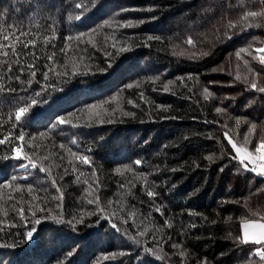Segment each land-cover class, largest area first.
<instances>
[{
  "label": "trees",
  "instance_id": "obj_1",
  "mask_svg": "<svg viewBox=\"0 0 264 264\" xmlns=\"http://www.w3.org/2000/svg\"><path fill=\"white\" fill-rule=\"evenodd\" d=\"M0 44L3 264H264V176L228 143L264 138V0H0Z\"/></svg>",
  "mask_w": 264,
  "mask_h": 264
},
{
  "label": "snow or ice",
  "instance_id": "obj_2",
  "mask_svg": "<svg viewBox=\"0 0 264 264\" xmlns=\"http://www.w3.org/2000/svg\"><path fill=\"white\" fill-rule=\"evenodd\" d=\"M79 7V5H77ZM258 15H260V13H257L255 11H250L248 12L244 17L243 19L244 20H247L248 18H252V17H257ZM77 19H79V17H77ZM141 23H143V21H141ZM125 26H133L131 24V22H129V24L125 25ZM230 27H237V24H230ZM5 39H7V37H5ZM69 39H72V37H69ZM152 39H157L159 40L160 37L157 36V37H152V36H149L148 37V40H152ZM29 44H34V41H29L28 42ZM187 43L189 45H191L193 43V41L191 39H188ZM27 46V45H26ZM3 48H4V45L3 44H0V55H4V56H7L8 53L7 52H4L3 51ZM128 49H125V48H121L120 51L123 52V51H127ZM13 51V54L15 55L16 54V51L15 49L13 48L12 49ZM247 49L245 48H241L240 51H238L236 53V56L237 57H240L241 53L242 52H246ZM258 53H264V48H260V49H257L256 50ZM54 55V54H53ZM181 55H183V53H181ZM193 56H195L196 54L193 53L192 54ZM203 55H207V53H203ZM49 60L52 59L51 56L48 57ZM259 63L264 65V54H261L259 55ZM45 67L47 68V71H44L42 73V76H43V79L44 80H48L49 79V72H55V69L51 66V65H45ZM34 68V65L32 64H29L28 65V69L31 70ZM9 71H11V69H9ZM57 76H66L67 73L64 72V73H60V72H56L55 73ZM74 75H81V76H87L88 73L87 72H84V73H73ZM37 75V72L36 71H30V76L31 77H36ZM159 77H157L158 79ZM17 79H19V76L17 77ZM32 81L31 79L28 81V83L30 84ZM169 83H171V81H169ZM129 88L132 87L131 84L128 85ZM165 87V90H167V85L164 86ZM251 88L252 89H256L258 92L260 93H264V87H258L256 83H252L251 84ZM205 93L207 94L208 93V90L205 89ZM131 103V101H130ZM222 109L221 108H216V112H221ZM25 112V109L24 108H20L17 113H16V119L17 120H20L21 119V114H23ZM128 113H126L127 115ZM60 124H63L64 123V120L63 118H61L59 121H58ZM112 121H109V123H111ZM237 123H239V121H237ZM56 125H53V127H55ZM253 129H255V125L252 126ZM41 136L45 135L44 133H41L40 134ZM225 136L226 137H229V133H225ZM19 139L20 140H24V134L23 133H20L19 134ZM243 141L245 144H252V141L250 139V137L248 135L244 136L243 138ZM228 143L231 144V147L232 149H234L235 153H236V157L239 158V164L241 165H244V168L246 171L248 172H255L257 176H264V163H260L261 161H264V138L260 139V142L258 145H254V150L253 151H250L248 148H245V147H241V146H238V144L236 142H233V140L231 138L228 139ZM5 144V139H0V145H4ZM61 147L63 148L64 146L61 145ZM16 158L19 159L20 158V149L17 148L16 150ZM256 153H259L260 155L257 156ZM73 155L75 156L76 154L73 153ZM236 157H233V159H236ZM24 159H27L28 160V163L29 165L32 167V168H37L38 165L37 163L25 156ZM77 159H79L82 163L84 164H88L89 163V157L87 155H84V156H78ZM208 160H212L213 157L212 156H208L207 157ZM141 162L139 160L136 161V164H140ZM249 165H251V167H249ZM39 170L41 172H45L46 169L44 167H40ZM117 172L120 171V169H116ZM221 171H223V168L221 169ZM13 180H15V177H13ZM53 183L55 184V181H53ZM11 185H4V184H0V189L2 188H5V187H10ZM59 191V189H57ZM29 191H31V189H29ZM148 196H153V192L149 191L148 193ZM61 199H62V195H61ZM88 204H97L99 205V198L97 197L95 200L93 199H88L87 201ZM37 211H40V212H43L45 211V209L43 208H40L39 205L36 206V208L34 210H31V217L35 218L36 217V213ZM103 211V209H101V212ZM157 211L159 212L160 209H157ZM19 212V216L21 218V220H24L25 219V210L23 208H20L18 210ZM94 213L93 212H89L88 215H93ZM192 215H195V213H192ZM46 219L48 217H45ZM53 220H56V217H51ZM83 214L80 215L79 218L73 216L72 219L70 220H67V221H64L63 219H59V220H56L57 223H67L72 229H75L76 228V225L77 224H80L83 222ZM33 223V227L28 230L26 232V237L28 240H34L35 239V234L37 233V228L35 227V225H39L41 223V219H34L31 221ZM2 223V222H0ZM113 228L116 227L115 224L112 225ZM247 227L248 225H245V228H246V231L244 233V239H243V243L244 244H248L250 241L251 243L255 244V245H260L261 247H258L254 253L255 256H258L260 257V260L261 262H264V224H259V223H256L254 224V227L259 229L258 231H254L251 235H249L248 231H247ZM141 235H143V233H141ZM10 245H0V247H9ZM173 247H175V245H173ZM146 251H152V249H147ZM73 253L69 252L68 255L71 256ZM0 264H3V261L0 260Z\"/></svg>",
  "mask_w": 264,
  "mask_h": 264
},
{
  "label": "crops",
  "instance_id": "obj_3",
  "mask_svg": "<svg viewBox=\"0 0 264 264\" xmlns=\"http://www.w3.org/2000/svg\"><path fill=\"white\" fill-rule=\"evenodd\" d=\"M259 155L260 154L258 153L257 156H259ZM260 163H264V161H261ZM256 223L264 224V222H260V221H243L241 223V235H242L243 239H244V233L246 231L245 225H248L247 231H248L249 235H251L254 231H258L259 230V229L254 227V224H256Z\"/></svg>",
  "mask_w": 264,
  "mask_h": 264
},
{
  "label": "built area",
  "instance_id": "obj_4",
  "mask_svg": "<svg viewBox=\"0 0 264 264\" xmlns=\"http://www.w3.org/2000/svg\"><path fill=\"white\" fill-rule=\"evenodd\" d=\"M249 167H251V165H249ZM258 247H261V246H260V245H256V246L253 248V253H255V251H256V249H257Z\"/></svg>",
  "mask_w": 264,
  "mask_h": 264
}]
</instances>
